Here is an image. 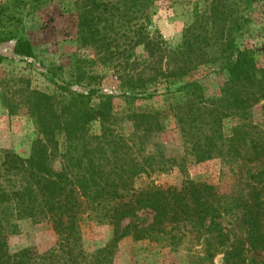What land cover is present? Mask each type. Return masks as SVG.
Instances as JSON below:
<instances>
[{
	"label": "trees",
	"instance_id": "16d2710c",
	"mask_svg": "<svg viewBox=\"0 0 264 264\" xmlns=\"http://www.w3.org/2000/svg\"><path fill=\"white\" fill-rule=\"evenodd\" d=\"M159 1L85 0L78 15L81 33L96 40L100 52L119 34L123 58L129 60L138 47L147 53L132 62L131 73L120 77L122 111L116 108V96L96 89L97 83L89 82V91L80 92L74 89L78 80H66L55 68L47 72L56 87L51 93L22 77L0 79V99L10 114L26 111L37 129L30 156L0 151V264H106L98 256L110 248L98 256L80 252L84 218L113 225L114 241L130 235L155 239L163 224L191 226L192 233L214 248L210 256L222 254L224 264H264L256 258L264 253V124L253 119V109L264 101V67L256 49L242 47L253 4L261 0H181L192 7L193 21L177 46L150 31ZM51 2L9 0L0 5V45L15 41L16 57L35 59L21 9H28V16ZM102 12L109 16L103 29ZM11 59L0 54V65ZM205 67L226 78L219 96H209L197 78ZM160 87L166 105L137 107L138 101L158 95ZM171 117L183 126L190 145L186 157L196 163L219 158L237 166L232 173L238 183L231 195L194 181L180 188L154 183L136 187L141 176L169 170L165 155L147 153L146 147ZM226 120L236 121L227 131ZM123 121L132 124L129 134ZM94 123H99V132L93 131ZM142 210L154 217L139 229L131 219ZM232 214L246 227L247 245L242 240L226 243L222 223ZM24 219L51 223L58 244L45 253L34 248L11 252L9 238L18 234Z\"/></svg>",
	"mask_w": 264,
	"mask_h": 264
},
{
	"label": "rangeland",
	"instance_id": "374dc122",
	"mask_svg": "<svg viewBox=\"0 0 264 264\" xmlns=\"http://www.w3.org/2000/svg\"><path fill=\"white\" fill-rule=\"evenodd\" d=\"M9 0H0V5ZM85 0H52L45 8L32 12L27 16L28 9H21L24 20L25 33L35 48V59H21L14 55L15 41L0 45V54L13 58L0 65V79L10 80L13 77L29 79L33 88L53 92L55 85L48 79L49 68H55L66 80H78L74 89L87 92L89 82L97 83L96 89L116 96V108L124 109L119 86L121 75L131 73L135 66L132 62L136 58L147 57L143 47L135 48L129 60L119 53L123 51V42L120 35L113 34L115 42L102 48L98 47L96 40L86 39L79 29L78 15L85 4ZM252 21L248 23L242 39V47L256 49L260 66L264 67V0L254 3L251 10ZM105 12L100 14V28L109 21ZM193 21L192 7L181 0H163L156 4L152 15L151 33L161 34L170 45L177 46L183 37L184 30ZM116 22V19H115ZM115 26L119 25L115 23ZM116 33H119L117 28ZM117 42H116V38ZM121 38V37H120ZM105 51H112L113 55L105 56ZM128 61V62H127ZM214 68H201L197 78L206 87L209 96H219L225 81L224 74L214 72ZM91 75L98 76L97 80H90ZM164 90L153 99L140 100L137 107L145 109L166 105ZM98 98L94 103H98ZM254 121L264 124V101L253 109ZM235 120H226V131L234 126ZM123 129L129 134L132 124L123 121ZM36 126L26 111L10 114L2 99H0V151H12L22 157L31 154L32 143L36 138ZM99 123H94L93 131L99 132ZM189 143L183 134V126L171 117L161 132L154 134L147 147V153L161 152L168 160L169 170L164 173H154L150 177L141 176L136 181V187H144L150 183L162 187H182L186 181H194L202 185H210L218 191L231 195L237 176L233 171L237 166L225 163L215 158L196 163L192 158L186 157ZM186 158V159H185ZM54 165L59 168V162ZM154 213L142 210L138 216L131 219L139 229L153 223ZM125 221L124 224L131 222ZM223 227L229 238L226 242L233 244L242 240L247 245L246 227L243 221L234 214L223 219ZM18 234L9 238V250L13 253L25 248H34L45 253L58 244V236L51 223H34L30 219L19 221ZM82 247L80 252L84 255L98 256L103 249L110 248L105 257L106 264H224V256L218 254L210 256L214 248L208 247L203 237L192 233L191 226L163 224L157 227V237L136 239L126 236L114 241V226L84 218L81 222ZM111 246V247H110ZM264 261V253L256 257Z\"/></svg>",
	"mask_w": 264,
	"mask_h": 264
}]
</instances>
